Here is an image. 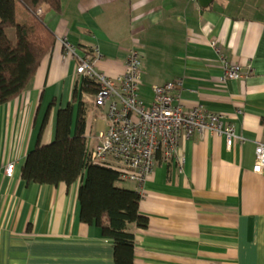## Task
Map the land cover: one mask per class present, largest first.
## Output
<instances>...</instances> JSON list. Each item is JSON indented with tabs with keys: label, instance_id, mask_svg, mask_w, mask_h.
I'll return each instance as SVG.
<instances>
[{
	"label": "crops",
	"instance_id": "0c3cea01",
	"mask_svg": "<svg viewBox=\"0 0 264 264\" xmlns=\"http://www.w3.org/2000/svg\"><path fill=\"white\" fill-rule=\"evenodd\" d=\"M40 10L54 44L25 89L0 107V264H114L112 240L79 220L80 179L39 184L20 174L47 113L40 143L53 141L57 112L80 79L64 37L79 55L97 47L95 67L112 78L138 43L144 102L152 101V85L178 81L173 94L184 107L223 114L243 137L228 148L223 135L195 132L142 185L119 181L140 194L139 213L148 219L146 228H128L135 263L264 264V168L252 170L255 146L264 143V0H213L206 8L198 0H60L59 12ZM14 13L17 23L29 14L21 2ZM211 41L242 66V77L219 79L223 63ZM91 96H83L89 149L95 112L102 116Z\"/></svg>",
	"mask_w": 264,
	"mask_h": 264
},
{
	"label": "trees",
	"instance_id": "16d2710c",
	"mask_svg": "<svg viewBox=\"0 0 264 264\" xmlns=\"http://www.w3.org/2000/svg\"><path fill=\"white\" fill-rule=\"evenodd\" d=\"M28 10L22 23L16 22L15 5ZM59 12L60 0H0V107L17 97L29 83L42 58L52 48L55 36L36 11ZM13 28L15 37L7 30ZM72 101L58 110L55 136L48 144L40 143L48 113L39 130L37 144L26 155L21 177L26 182L70 185L81 182L78 199L80 221L96 224L113 244L114 264H136L134 234L129 225L146 228L148 219L139 213L140 194L122 187L120 173L112 167L90 161L85 137L84 94H94L97 84L81 77L74 84ZM76 116L73 117V104Z\"/></svg>",
	"mask_w": 264,
	"mask_h": 264
},
{
	"label": "built area",
	"instance_id": "2783aa9c",
	"mask_svg": "<svg viewBox=\"0 0 264 264\" xmlns=\"http://www.w3.org/2000/svg\"><path fill=\"white\" fill-rule=\"evenodd\" d=\"M40 8L36 11L40 15ZM64 55L75 60L78 79L86 77L97 84L91 96L93 105L100 109L106 127L96 133L92 147L88 148L90 161L112 167L121 178L142 185L152 174L158 160L167 162L178 157L182 141L189 139L195 132L205 131L223 135L228 148L243 137L236 133L235 126L225 120L221 113L210 112L201 104L184 107L173 90L178 81H167L151 86L153 98L147 104L140 97L143 53L135 43L127 54L122 74L110 77L95 67L101 58L97 47H91L83 55L64 37L61 39ZM211 46L219 53L216 43ZM221 81L239 79L243 76L242 66L230 63L222 54ZM237 113H240L238 111ZM255 163L252 170L261 172L264 168V143L255 146ZM14 163L5 166L4 175L12 177Z\"/></svg>",
	"mask_w": 264,
	"mask_h": 264
},
{
	"label": "rangeland",
	"instance_id": "374dc122",
	"mask_svg": "<svg viewBox=\"0 0 264 264\" xmlns=\"http://www.w3.org/2000/svg\"><path fill=\"white\" fill-rule=\"evenodd\" d=\"M9 38L15 37V30L13 28H10L7 30ZM99 115L98 112H95V119L94 121V128H97L98 132L105 129V123L101 119L97 118Z\"/></svg>",
	"mask_w": 264,
	"mask_h": 264
},
{
	"label": "water",
	"instance_id": "95a60500",
	"mask_svg": "<svg viewBox=\"0 0 264 264\" xmlns=\"http://www.w3.org/2000/svg\"><path fill=\"white\" fill-rule=\"evenodd\" d=\"M213 0H198L199 5L201 6V8H206L209 6V4H211Z\"/></svg>",
	"mask_w": 264,
	"mask_h": 264
}]
</instances>
